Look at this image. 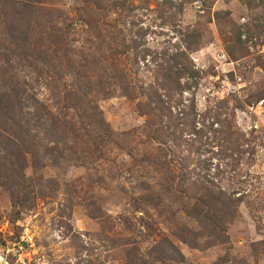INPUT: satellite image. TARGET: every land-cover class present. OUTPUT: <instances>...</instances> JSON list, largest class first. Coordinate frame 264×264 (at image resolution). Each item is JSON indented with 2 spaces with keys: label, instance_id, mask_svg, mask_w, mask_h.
Segmentation results:
<instances>
[{
  "label": "rangeland",
  "instance_id": "374dc122",
  "mask_svg": "<svg viewBox=\"0 0 264 264\" xmlns=\"http://www.w3.org/2000/svg\"><path fill=\"white\" fill-rule=\"evenodd\" d=\"M0 1L53 64L16 79L25 142L0 110V264H264V0Z\"/></svg>",
  "mask_w": 264,
  "mask_h": 264
},
{
  "label": "trees",
  "instance_id": "16d2710c",
  "mask_svg": "<svg viewBox=\"0 0 264 264\" xmlns=\"http://www.w3.org/2000/svg\"><path fill=\"white\" fill-rule=\"evenodd\" d=\"M22 3H19V5ZM15 3L0 1V72L9 76V79L15 81L13 86H7V92L0 96L3 100L4 105L8 107L1 110V117L5 119L7 124L2 127V130L8 134V137L12 142L24 141V138L16 137L13 132L14 123H19L16 118L17 105L24 103L20 100L21 92L23 89L16 79L19 77V73L23 69H35L39 63L45 66V69L39 68L41 72L49 73L50 69H53V64L50 63L47 55L38 53L36 57L29 49L34 46L30 44L28 40L20 36L16 31V27L13 24H7L5 8H8ZM30 4H24V7L28 8ZM30 8H32L30 6ZM45 55V56H44ZM20 71V72H19ZM56 72V71H55ZM76 89L72 92L70 98L67 101L73 104L76 108L77 96ZM11 123V124H9ZM28 123V122H26ZM32 123H47L45 117L42 114H38ZM169 128L167 127V131ZM164 130L163 135L167 132ZM25 142V141H24ZM174 142L178 144V139ZM174 162H169L172 166ZM182 170H179V172ZM183 172L171 173L167 178V189L166 193H169L172 187H177V182H184ZM170 190V191H169ZM203 197L196 199L194 204V213L200 224L204 225L209 231L218 235L224 236L226 234L225 223L226 218L229 215H233L237 209V200H233L231 197H227L222 191L215 192L206 188ZM175 250V247H173ZM222 263V262H221Z\"/></svg>",
  "mask_w": 264,
  "mask_h": 264
}]
</instances>
